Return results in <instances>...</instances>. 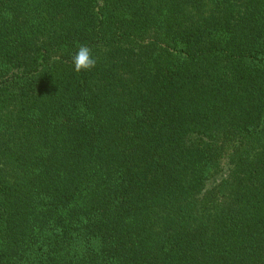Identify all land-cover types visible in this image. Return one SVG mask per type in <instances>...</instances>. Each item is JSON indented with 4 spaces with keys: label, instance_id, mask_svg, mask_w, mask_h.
<instances>
[{
    "label": "trees",
    "instance_id": "trees-1",
    "mask_svg": "<svg viewBox=\"0 0 264 264\" xmlns=\"http://www.w3.org/2000/svg\"><path fill=\"white\" fill-rule=\"evenodd\" d=\"M0 264H264V0H0Z\"/></svg>",
    "mask_w": 264,
    "mask_h": 264
},
{
    "label": "clouds",
    "instance_id": "clouds-1",
    "mask_svg": "<svg viewBox=\"0 0 264 264\" xmlns=\"http://www.w3.org/2000/svg\"><path fill=\"white\" fill-rule=\"evenodd\" d=\"M73 71L77 74L91 73L99 63V57L87 44H77L76 51L70 57Z\"/></svg>",
    "mask_w": 264,
    "mask_h": 264
}]
</instances>
